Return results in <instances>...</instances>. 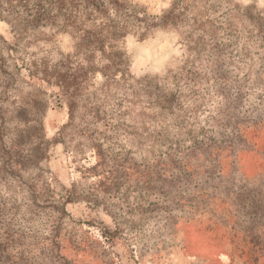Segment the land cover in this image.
<instances>
[{"label":"rangeland","instance_id":"rangeland-1","mask_svg":"<svg viewBox=\"0 0 264 264\" xmlns=\"http://www.w3.org/2000/svg\"><path fill=\"white\" fill-rule=\"evenodd\" d=\"M101 1L128 28L110 82L80 21L18 43L0 0V264H264V0ZM192 61L216 72L199 69L201 91L223 77L192 104L194 128L151 96ZM210 115L250 153L207 170L217 200L195 214L191 174L159 160L166 130L208 136Z\"/></svg>","mask_w":264,"mask_h":264},{"label":"trees","instance_id":"trees-1","mask_svg":"<svg viewBox=\"0 0 264 264\" xmlns=\"http://www.w3.org/2000/svg\"><path fill=\"white\" fill-rule=\"evenodd\" d=\"M119 2L121 0H116L114 3L117 10H115V13H118L119 8L117 6ZM8 3V12L4 14L7 16L5 19L1 17L11 25L12 33L18 43L25 36L22 29H33L51 23L65 30L80 21L77 30L83 36L79 40H84L83 45L88 47V51L94 54H102L101 60H104V64L95 69L102 72L107 77L108 82L113 80L115 75L120 72L121 66L114 59L116 56V43L126 36L128 28L127 26H121L120 23L111 18L114 12L104 8L101 0H8ZM245 14L246 12L243 16ZM261 22L256 28L258 33L264 32V18ZM209 56L212 55L209 53ZM188 68H181L171 73L174 80L177 79V83H170L171 86H174L172 90H163L158 82L151 96L159 97L162 102V109H171L173 116L181 115L182 120H188V125L194 128V124L190 121L193 116H196L197 107L192 106V104L198 101L201 96H205L210 88L212 90L216 88L214 83H221L223 77L211 75L208 82L213 81L214 83H210L201 91L198 80L199 69L216 72L203 62L195 64V61H192ZM182 77H184V80L180 81ZM162 86L164 85L162 84ZM219 91L221 89L217 90V93ZM70 113L72 117V108ZM210 117L214 121L209 125L208 136L205 134L204 128L196 131L195 134L192 133V130H187L188 136L185 143L176 134L168 135L166 130L163 136V141L168 140L165 144L166 151L160 156L162 159L159 160V164L165 169H174L191 174L192 182L195 184L196 196H198L194 207L196 208L195 214L208 212L207 207L217 200L214 195L206 194L207 180L202 177L207 170L214 168L223 177L229 168L239 164L242 156L250 153V149L241 147L243 144L237 146V143H243V132H241L240 125L235 124L230 128V120L220 119L213 115H210ZM173 124L169 123V127H172ZM252 139L247 138L249 146L252 145ZM203 153L209 154L203 155ZM165 154H168L170 158L166 164H164L165 160L163 161ZM196 159L199 160L196 162Z\"/></svg>","mask_w":264,"mask_h":264}]
</instances>
